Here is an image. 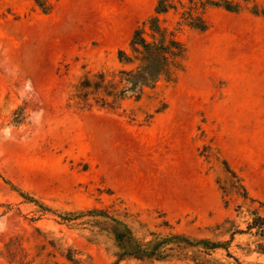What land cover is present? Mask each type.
<instances>
[{"label":"rangeland","instance_id":"1","mask_svg":"<svg viewBox=\"0 0 264 264\" xmlns=\"http://www.w3.org/2000/svg\"><path fill=\"white\" fill-rule=\"evenodd\" d=\"M159 1L0 0V264L187 263L121 258L114 220L148 246L210 238L230 242L212 259L264 264L240 234L264 215V0H193L206 31L182 18L191 0ZM155 17L185 52L130 91L138 63L119 53Z\"/></svg>","mask_w":264,"mask_h":264},{"label":"trees","instance_id":"2","mask_svg":"<svg viewBox=\"0 0 264 264\" xmlns=\"http://www.w3.org/2000/svg\"><path fill=\"white\" fill-rule=\"evenodd\" d=\"M201 9L209 6L223 7L230 12H238L240 5L233 4L229 0H199ZM192 6L183 13V19L189 25L200 31L207 30V23L202 15L198 14V4L190 1ZM171 9H176L170 0H160L156 8V14H167ZM150 37L152 41L145 38V26L135 31L130 45L131 53L120 51V61L125 65L138 66L131 71H123L124 80L130 84V91H136L145 85H154L163 75L169 74L172 65L179 61L185 52L183 46L168 34V30L160 25L159 17L151 19ZM100 81L95 84L96 90L103 87L105 75H99ZM114 86V85H113ZM91 87V82L86 81L82 85L81 92ZM108 89V86H105ZM110 95V94H109ZM121 92L118 97H121ZM31 200V199H28ZM111 226L112 234L120 250L121 258H131L141 262L168 261L176 256L178 261L186 264H224L212 259V255L218 250L229 248L230 242L214 241L210 238L192 239L183 234H170L168 236L156 235L153 245L140 243L134 236L132 230L120 221L114 220ZM251 234L257 238V251L264 253V215L254 213V217L247 226L246 231L240 234ZM168 246L164 249V246ZM211 257V258H209ZM237 264H240L238 260Z\"/></svg>","mask_w":264,"mask_h":264}]
</instances>
